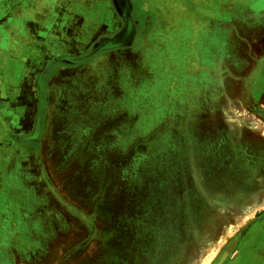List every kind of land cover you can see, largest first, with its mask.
I'll use <instances>...</instances> for the list:
<instances>
[{"label": "rangeland", "instance_id": "obj_1", "mask_svg": "<svg viewBox=\"0 0 264 264\" xmlns=\"http://www.w3.org/2000/svg\"><path fill=\"white\" fill-rule=\"evenodd\" d=\"M19 2L15 28L13 0H0V39L17 54L35 47L17 60L20 86L0 90L40 118L35 142L29 125L16 141L1 128V145L35 148L21 157L36 195L19 207V242L0 233V264H228L252 245L264 221V0H128L129 47L57 63L41 111L44 63L86 54L121 21L110 0ZM9 51L0 43V87Z\"/></svg>", "mask_w": 264, "mask_h": 264}, {"label": "crops", "instance_id": "obj_2", "mask_svg": "<svg viewBox=\"0 0 264 264\" xmlns=\"http://www.w3.org/2000/svg\"><path fill=\"white\" fill-rule=\"evenodd\" d=\"M30 1V0H29ZM32 3V2H31ZM19 0H13V17H14V27L20 26L17 22L16 15L17 11H20ZM36 3H33L32 10H36ZM18 41L14 39L12 42L10 38L0 39V43L3 48H9L8 57L10 61L7 63L4 80L10 81V85H2L0 89L5 91H10L15 89L16 86H20V80L14 81L13 76L15 72L22 69L19 63V68L16 65L24 57H29L30 49L32 45H26L22 48V51L15 52L17 49ZM21 48V46H20ZM16 69V70H15ZM264 81V78H263ZM262 81V84L264 82ZM3 83V81H2ZM1 84V83H0ZM7 88H5V87ZM26 89L31 90V86H26ZM1 91V90H0ZM1 99L2 104H0V233L6 232L10 236L11 244L19 242L21 235V225L23 218L21 217V212L19 207L23 198H35L36 190L33 186L35 175L30 172L29 167L26 170V163L23 162L22 154L31 153L35 151L34 147L30 146H4L1 143H5L3 137L4 130L7 129L15 135H21L25 133V130L31 122V118L28 116H21L20 114V100L11 99V96H5L3 94ZM3 128L4 130L2 131ZM31 165V164H30ZM6 202L8 204H6ZM252 237L257 240L250 245L241 254H237L229 260L228 264H264V221L258 223L253 227L251 232Z\"/></svg>", "mask_w": 264, "mask_h": 264}, {"label": "flooded vegetation", "instance_id": "obj_3", "mask_svg": "<svg viewBox=\"0 0 264 264\" xmlns=\"http://www.w3.org/2000/svg\"><path fill=\"white\" fill-rule=\"evenodd\" d=\"M110 2L112 4V6L114 7L115 12L119 16V19L121 21V26H120V28L114 34L109 35V36H103V37L98 38L92 44L89 52H87L86 54L90 53L93 50V48L96 45V43L98 44L101 41H103V42L105 41L106 43H110L111 46L108 47V48H105V49L102 48L98 52H100L101 50H111V49H114V48H127L130 45L129 44L130 43L129 41H130V39L132 37V35H131L132 32H131L130 27H129V24H130L129 21L130 20H129V16H128V12L130 11L129 10L130 3L128 2V0H110ZM12 10H13V8H12ZM49 19L53 23V21H52L53 17L51 18L49 16ZM32 46L35 47V44L32 45ZM31 49H32V47H31ZM98 52H96L93 56H95L96 54H98ZM86 54H83L81 56H76V57H72V56H68V55H60V56H56L52 60L44 63L40 75L38 76V78H36V80L33 81L34 83L32 85V86H34L37 89V92H38L39 100H38L37 106L39 107V110L42 107V103H43L44 97H45L44 80H45L46 74L57 63L58 64H60V63L61 64H67V63H65V62H63L61 60L60 61H55V60L57 58H60V57L78 58V57H82V56H84ZM93 56H91L87 60L91 59ZM26 58H28V57H26ZM87 60H85L83 62H86ZM51 62H54V63L51 64V65H48ZM83 62H81V63H83ZM77 64H80V63H77ZM23 85H25V84H23ZM30 86H31V82H30ZM24 89H26V88L24 87ZM31 90H33L32 87H31ZM30 101L31 100H29V103H30L29 112L26 111L27 113L24 114V116H28V117L31 118L30 127H31L32 130H30V132H29L30 133L29 140L31 142H35L36 140H35V137L34 136H35L36 131H37V125H38V122H39L40 115H38V112H35L36 111L34 109L35 107L33 106V104L31 106V102ZM9 138L12 141H16L19 138V136L18 135H15L13 133H10L9 134ZM27 144H30V145L32 144L33 145L34 143H27Z\"/></svg>", "mask_w": 264, "mask_h": 264}, {"label": "water", "instance_id": "obj_4", "mask_svg": "<svg viewBox=\"0 0 264 264\" xmlns=\"http://www.w3.org/2000/svg\"><path fill=\"white\" fill-rule=\"evenodd\" d=\"M110 46H111L110 43H106L105 41L104 42L101 41L98 44L96 43V45L94 46L93 50L90 53H88V54H86V55H84L82 57H78V58L60 57V58H57L55 61H60L61 60V61L65 62V63H67V64H75V63L77 64V63H81V62L87 60L88 58H90L91 56H93L100 49H102V48L105 49V48H108ZM54 62H51L48 65H51Z\"/></svg>", "mask_w": 264, "mask_h": 264}]
</instances>
